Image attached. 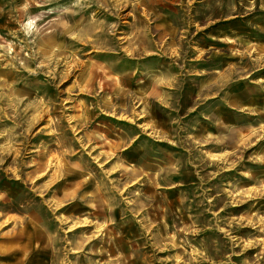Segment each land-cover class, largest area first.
Instances as JSON below:
<instances>
[{"label":"rangeland","instance_id":"1","mask_svg":"<svg viewBox=\"0 0 264 264\" xmlns=\"http://www.w3.org/2000/svg\"><path fill=\"white\" fill-rule=\"evenodd\" d=\"M0 264H264V0H0Z\"/></svg>","mask_w":264,"mask_h":264}]
</instances>
